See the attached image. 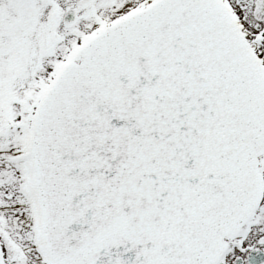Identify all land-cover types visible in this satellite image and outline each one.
Returning a JSON list of instances; mask_svg holds the SVG:
<instances>
[{
	"label": "snow or ice",
	"instance_id": "snow-or-ice-1",
	"mask_svg": "<svg viewBox=\"0 0 264 264\" xmlns=\"http://www.w3.org/2000/svg\"><path fill=\"white\" fill-rule=\"evenodd\" d=\"M0 264H264V0H0Z\"/></svg>",
	"mask_w": 264,
	"mask_h": 264
}]
</instances>
